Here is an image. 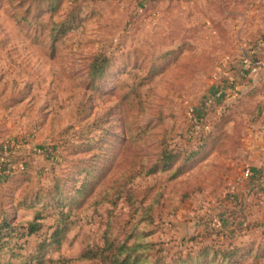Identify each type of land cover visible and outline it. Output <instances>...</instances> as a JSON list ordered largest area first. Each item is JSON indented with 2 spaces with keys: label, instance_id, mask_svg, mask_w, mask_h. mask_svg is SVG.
<instances>
[{
  "label": "rangeland",
  "instance_id": "1",
  "mask_svg": "<svg viewBox=\"0 0 264 264\" xmlns=\"http://www.w3.org/2000/svg\"><path fill=\"white\" fill-rule=\"evenodd\" d=\"M110 254L264 264V0H0V264Z\"/></svg>",
  "mask_w": 264,
  "mask_h": 264
},
{
  "label": "trees",
  "instance_id": "2",
  "mask_svg": "<svg viewBox=\"0 0 264 264\" xmlns=\"http://www.w3.org/2000/svg\"><path fill=\"white\" fill-rule=\"evenodd\" d=\"M102 73V71H101ZM39 229V225H37L36 223H33L31 225H29V228H28V234L31 235V234H34L38 231ZM59 243V241H58ZM101 257H104L103 253H101L100 255ZM105 258V257H104ZM107 259L110 261L111 264H131L129 261V257L126 256L124 257L123 259H118L117 258V255H108Z\"/></svg>",
  "mask_w": 264,
  "mask_h": 264
},
{
  "label": "built area",
  "instance_id": "3",
  "mask_svg": "<svg viewBox=\"0 0 264 264\" xmlns=\"http://www.w3.org/2000/svg\"><path fill=\"white\" fill-rule=\"evenodd\" d=\"M256 61L257 62L252 63L251 67L263 66V62L259 58ZM252 71L254 72L255 69L252 68ZM216 96H218V95H216Z\"/></svg>",
  "mask_w": 264,
  "mask_h": 264
}]
</instances>
